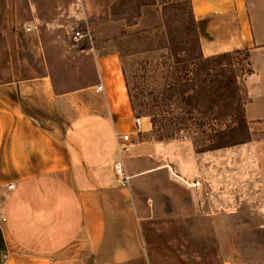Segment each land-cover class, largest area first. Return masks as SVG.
I'll return each mask as SVG.
<instances>
[{
  "label": "crops",
  "instance_id": "1",
  "mask_svg": "<svg viewBox=\"0 0 264 264\" xmlns=\"http://www.w3.org/2000/svg\"><path fill=\"white\" fill-rule=\"evenodd\" d=\"M38 2L5 0L25 15L8 23L12 44L0 67V264H152L141 232L145 217L130 188L137 174L124 163L153 155L148 145L166 144L140 138L150 129L146 118L134 130L113 56L93 52V79L57 88L64 81L56 78L52 53L54 39L66 36L57 30L63 20L50 1L53 15L37 16ZM190 2L204 57L250 53L237 81L247 130H264V0ZM77 8L72 22L85 27L86 9ZM115 132L130 133L126 152H119ZM116 161L130 176L126 186ZM168 167L177 176L169 164L139 174Z\"/></svg>",
  "mask_w": 264,
  "mask_h": 264
},
{
  "label": "rangeland",
  "instance_id": "2",
  "mask_svg": "<svg viewBox=\"0 0 264 264\" xmlns=\"http://www.w3.org/2000/svg\"><path fill=\"white\" fill-rule=\"evenodd\" d=\"M49 1L63 20L57 30L66 34L54 39L55 75L64 81L57 88L91 81L93 52L113 56L134 101L130 120L150 122L140 138L166 144L148 145L153 155L124 163L126 172L137 174L130 188L145 217L141 232L152 264H264V130L248 131L230 104L217 103L211 110L216 119L209 122L207 99L202 108H190L176 94L182 95V71L174 53L197 50L185 30L190 0H39L35 14L42 19L53 15ZM76 7L86 9L85 27L72 22ZM21 9L0 0V67L12 44L8 23L24 18ZM77 31L84 36L80 41ZM249 57L246 50L235 51L219 66L238 78ZM240 100L243 107L241 94ZM177 118L187 119L179 124ZM235 139L242 142L225 145ZM164 164L177 176L169 167L139 174Z\"/></svg>",
  "mask_w": 264,
  "mask_h": 264
},
{
  "label": "trees",
  "instance_id": "3",
  "mask_svg": "<svg viewBox=\"0 0 264 264\" xmlns=\"http://www.w3.org/2000/svg\"><path fill=\"white\" fill-rule=\"evenodd\" d=\"M187 40L195 43L197 46L196 51H191L186 47L179 48L181 54L176 55L177 64L179 63V70L182 71L181 75L177 78V86L181 87V94L177 90L179 99L185 100V104L190 108L196 106L199 108L203 107L202 100H208V111L207 120H215L216 118L212 115L211 110L217 103L230 104L234 106V114L240 117V120L245 124V116L243 107L240 100V89L237 81V76L234 71L229 67H220L219 61L222 59H228L229 56L235 51L217 54L213 56L204 57L201 53L199 37L196 28L195 19L189 3L188 11V22L185 28ZM170 37V36H169ZM172 40V38L170 39ZM171 43V42H170ZM179 52V51H178ZM188 90V91H187ZM174 92V90H173ZM186 92V94H184ZM184 95V96H183ZM129 103L132 107L134 101L130 93H128ZM213 105H212V104ZM162 106V105H160ZM198 108V109H199ZM233 114V115H234ZM209 116V117H208ZM165 118V117H164ZM190 119L192 117H189ZM200 120V117H198ZM204 117H201V119ZM172 118H168L171 120ZM187 118H177L176 121L181 124L186 121ZM153 121V120H152ZM175 125V120H173ZM207 122V124H209ZM154 123V122H152ZM201 124V120L200 123ZM179 128V126H178ZM246 128V125H245ZM241 139H235L225 145H234L241 143ZM2 249V239L0 234V250Z\"/></svg>",
  "mask_w": 264,
  "mask_h": 264
},
{
  "label": "built area",
  "instance_id": "4",
  "mask_svg": "<svg viewBox=\"0 0 264 264\" xmlns=\"http://www.w3.org/2000/svg\"><path fill=\"white\" fill-rule=\"evenodd\" d=\"M82 36L80 35V33L77 31L74 34V38L78 39L81 38ZM97 90H100L101 87L97 86L96 88ZM141 120L142 117L137 116L134 117V130H138L140 125H141ZM115 138L118 142V150L119 152H126L131 146H132V142L130 141V133H117L115 132ZM113 169L116 175L121 177V185L122 186H126L128 183V180L130 179V176L125 174L124 170H123V166L122 163L120 161H116L113 164ZM197 184V183H196ZM12 185H8L7 188L8 189H12ZM6 256V252L2 251L0 254V261Z\"/></svg>",
  "mask_w": 264,
  "mask_h": 264
}]
</instances>
